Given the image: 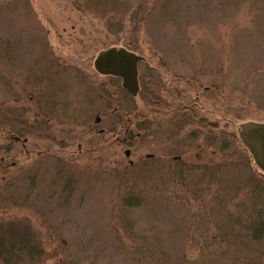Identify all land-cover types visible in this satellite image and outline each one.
<instances>
[{
  "label": "rangeland",
  "instance_id": "rangeland-1",
  "mask_svg": "<svg viewBox=\"0 0 264 264\" xmlns=\"http://www.w3.org/2000/svg\"><path fill=\"white\" fill-rule=\"evenodd\" d=\"M109 1L127 14H97L95 5L85 11V0H0V230L33 225L46 248L40 264L217 262L222 248L208 241L221 216L169 183L165 167L175 159L219 166L227 162L218 154L224 142L240 145L242 126L264 123V0ZM128 42L143 58L141 89L123 111L94 61ZM49 57L60 73L53 80ZM98 94L109 110L96 106ZM180 107L199 120L185 125L189 114ZM151 155L164 179L152 177L151 198L132 212L131 235L115 229L118 195L141 176L123 167ZM56 159L81 172L68 208L45 199ZM31 172L44 178L32 188V204H14V181L28 186ZM233 176L221 172L220 183ZM133 239L143 245L137 256Z\"/></svg>",
  "mask_w": 264,
  "mask_h": 264
},
{
  "label": "trees",
  "instance_id": "trees-1",
  "mask_svg": "<svg viewBox=\"0 0 264 264\" xmlns=\"http://www.w3.org/2000/svg\"><path fill=\"white\" fill-rule=\"evenodd\" d=\"M85 1V11L90 10L94 5L98 9L97 14L107 13L108 9H112L111 13L113 12L116 14V9L119 10V3L117 2H111L109 0ZM78 2H81V0H77V3ZM126 8L124 5L123 9ZM119 11L121 12V10ZM124 12L127 14L125 10L121 13L124 14ZM112 48H124L130 52L137 49L131 42H128L125 46H111L106 48L100 51L99 54ZM49 60L50 62L52 61V69L50 70V68H48V73L53 80L54 77L58 76L60 73H58L59 71H54L56 68L53 61L54 58L49 57ZM103 77H110L111 79L107 85L117 90L118 94L115 101L116 110L121 109L125 111L135 105V97L130 96L122 86L119 85L118 87L116 80L119 78L112 76ZM112 79L114 80L112 81ZM103 97L104 96L101 97L99 94L97 95L96 99L101 103L97 102L98 104H96V106L99 107L101 104H105L106 108L109 110L111 105H109L107 99ZM180 109L189 114V119H186L185 125L192 124L194 121L199 120L197 113L193 111L192 108L180 107ZM87 114L88 116H92L91 113ZM98 120L99 119H97L96 122H98ZM229 141L230 140H227L228 144L224 142L219 147L218 154L221 158H224L222 159L223 162L227 160L225 163L219 162V166H209L205 164L199 167L188 164L181 159H175L167 162L165 172L166 175H168L167 178L169 183L178 181L179 185L186 188V196L191 195L195 201L200 200L201 210L210 207L211 215L221 216V221L216 219L211 223L213 231L211 233V238L209 237L208 245H219L222 248V251L217 256L218 261L214 262L212 260V264H264V174L257 169L258 167L254 160L253 162L255 165L252 164L251 159H253V157L241 140L240 145H236L235 143L232 144ZM213 154L215 153L213 152ZM55 165L57 166H54V169L57 170L50 177V187L48 188V193L46 192L45 199L49 200L48 203H55L60 209L64 205L68 208V201L73 197L72 194H74L75 188L79 183L77 178L79 170L77 169V172L75 167L71 166L65 159H56ZM161 166L158 160L154 159L151 155L143 162L137 164L130 162L126 168L123 167L124 172L130 171L128 169L133 170V168H135L133 171L138 170V174L141 178L138 179L139 182L137 184L130 186L125 189L122 194L120 193L118 195L117 204L119 205L118 210L120 212L117 211L118 223L115 229H121L128 234L134 235L133 230L135 223L130 220L132 212L135 209L141 208L151 198L152 195L149 193L148 189L153 187L152 184L156 185L157 183L152 177L156 176L158 179L160 178L161 181L164 179V177L161 178ZM225 170L230 173L236 172V176L220 183L219 176L221 172L223 173ZM198 172H201L202 175L199 174L192 183H188L187 179ZM216 172L220 173L215 175L214 173ZM32 173L33 172L27 173L26 175L28 186L19 185L14 181V188L15 186H18V188L14 191V194L9 196L14 204H17V202L27 206L32 204V188L36 186L34 185L36 181L40 180L41 184L44 180L41 174L40 177H38L37 173ZM176 174H179V177L175 178ZM220 185L224 186L223 190L226 191V193H223V195L220 196V200H218L216 194L218 190L215 191V189ZM19 190H26V192L19 193ZM35 196H41V194L37 193ZM241 196L242 199L239 200ZM188 198L189 197L183 199L184 201L188 200V202H190ZM211 240L214 243H211ZM132 241L134 243V253L137 256V253L141 251L143 245L135 239ZM45 250V244L40 238L38 230L28 222H10L0 230V264H40L42 258L44 256L46 257ZM59 263L71 264V261L66 258L59 261L58 264ZM174 264H190V262H187L186 258L182 256L179 257ZM202 264L208 263L202 262Z\"/></svg>",
  "mask_w": 264,
  "mask_h": 264
},
{
  "label": "water",
  "instance_id": "water-1",
  "mask_svg": "<svg viewBox=\"0 0 264 264\" xmlns=\"http://www.w3.org/2000/svg\"><path fill=\"white\" fill-rule=\"evenodd\" d=\"M143 58L124 48H112L100 53L94 61L96 72L103 76L121 79L123 89L132 97L140 90L138 66ZM239 138L251 153L258 169L264 174V123H248L242 126ZM130 152H126L128 157ZM150 157V156H149Z\"/></svg>",
  "mask_w": 264,
  "mask_h": 264
}]
</instances>
